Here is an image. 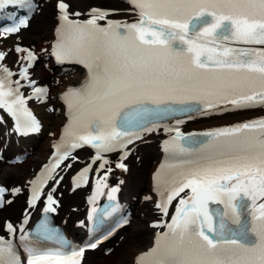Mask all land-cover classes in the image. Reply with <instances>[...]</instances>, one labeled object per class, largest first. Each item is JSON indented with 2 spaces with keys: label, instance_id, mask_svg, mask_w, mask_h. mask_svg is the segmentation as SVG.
Returning <instances> with one entry per match:
<instances>
[{
  "label": "snow or ice",
  "instance_id": "obj_1",
  "mask_svg": "<svg viewBox=\"0 0 264 264\" xmlns=\"http://www.w3.org/2000/svg\"><path fill=\"white\" fill-rule=\"evenodd\" d=\"M15 2L0 0V8ZM124 2L137 17L132 22L108 19L121 9L99 8L90 9L87 20H75L64 0L57 4L61 23L52 54L57 62L83 65L87 75L78 87L69 86L61 94L68 121L49 164L29 182L30 205L61 162L75 159V149H95L93 162L102 161L97 171L108 163L102 153L120 150L116 167L127 171L123 160L128 146L158 130L169 117L264 108V0ZM26 4L33 12L38 8L32 0ZM28 23L22 18L0 29V36L17 33ZM16 51L26 52L21 60L28 62L16 80V73L3 63L6 53L0 51V109L14 119L17 132H34L39 123L26 103L33 96L21 92V80L28 81L37 99L46 98L47 89L35 87L28 76L35 54L20 47ZM183 123L176 119L175 126L164 125L166 132L174 133L164 141L170 162L153 176L156 208L166 216L168 206L178 201L175 213L170 221L152 225L164 230L137 255L135 264H264V116L200 134L185 135L179 128ZM91 167L88 164L77 176L87 182ZM105 180L106 175L98 178L97 193L108 188ZM117 190L108 188L110 200ZM20 191L0 186V206L12 203L5 201V194ZM55 203L50 192L43 211L55 212ZM116 210L113 204L101 215ZM97 211L90 210L89 220ZM27 222L26 216L19 229L4 222L12 239L0 236V264H81L86 248L97 246L72 245L47 215L31 232L24 230ZM18 231L23 259L14 242ZM42 240L58 247H43Z\"/></svg>",
  "mask_w": 264,
  "mask_h": 264
},
{
  "label": "bare ground",
  "instance_id": "obj_2",
  "mask_svg": "<svg viewBox=\"0 0 264 264\" xmlns=\"http://www.w3.org/2000/svg\"><path fill=\"white\" fill-rule=\"evenodd\" d=\"M102 1L109 0H64V2L69 5V14L80 13L79 17L86 16L91 7L98 5ZM58 3L59 0H39V10L34 15L33 21L31 20V24L28 25V28L31 30L27 34L20 32L17 37L20 40H27L28 37L33 34L35 35L36 44L43 45V43H45L52 36V34H55V28L58 22L56 17ZM115 8H123V10L119 12L118 15H111L109 18L123 17V21L128 22H132L137 18L135 14H129L125 11V8H127L125 3L119 4V6H116ZM44 55L45 54H42V57H44ZM47 68L48 71L45 74H41L39 65H36L35 77L44 80L43 83H51L57 89V93L54 96L52 104L54 105L53 113H55L58 117L55 120V124L58 126L61 121L58 115H62L64 113L59 93L72 81L78 82L80 79V73L78 69L72 67L62 69L54 66L51 62L47 64ZM261 114H264V108L212 113L211 115H202L189 120L188 128H204L209 126L224 125ZM57 133L58 128L56 129L55 136H51L45 142L44 146L41 148V152L29 157L26 160L27 167L23 168L21 173L15 174L16 176L14 177L13 182L15 186H18L16 188H20L22 192L25 190V185L29 179L30 173L34 167L38 166L41 159L45 157L46 154L44 153H47L50 150L53 139L56 137ZM161 137L162 134L159 132H152L144 136V148L156 146V149L153 151L146 150L141 155L140 164L138 165L137 172L133 178L129 176L130 169H128L126 173L119 172V179H116L113 175L116 171L112 173L114 177L113 180L117 181L121 185L119 190L120 201L129 209H134L135 213L130 230L131 233L128 236L118 233L105 245L106 247L112 246L114 248L113 252L115 253V259L110 264H131L137 255L149 249L153 242L155 229L148 226V221L156 219L157 209L155 208L153 202L154 196L150 192V177L148 184L145 183V178L149 167L153 164L155 159L158 161V158L160 157L159 140ZM135 146L138 150L142 149V141H138ZM24 163L21 165H24ZM3 169L4 170L0 168V172L5 173V171H8L7 168ZM101 173L105 176V172L103 170ZM106 178L111 179L108 175H106ZM53 190L58 192L57 186ZM75 192H81L80 196L76 197L74 203L71 204L77 207L76 211L72 210L71 205L63 208L61 203L56 216V221L65 224L69 232L73 234H77L78 231H80V228L76 227L74 222L76 220V213L81 211V206L84 205L83 201L85 195L87 194L85 189H76L74 193ZM22 195L24 194H19L15 199H13V202L9 205V207L5 209L3 213H0V223L5 216H13L18 213L16 208H20L21 205H24V201L21 202ZM148 197H150V199H146ZM60 198L61 201L66 199L62 198L61 195ZM70 223L71 225L68 227V224ZM162 230L163 229H160V232ZM88 254L92 255V252L87 253V255Z\"/></svg>",
  "mask_w": 264,
  "mask_h": 264
},
{
  "label": "rangeland",
  "instance_id": "obj_3",
  "mask_svg": "<svg viewBox=\"0 0 264 264\" xmlns=\"http://www.w3.org/2000/svg\"><path fill=\"white\" fill-rule=\"evenodd\" d=\"M101 4H104V5H114L113 2H109V1H102L100 2ZM99 5V4H98ZM38 31V30H37ZM30 41L35 44L33 42V37L30 38ZM41 48H43L42 45H39ZM38 48V46H36ZM41 67V73H44L46 71V69L43 67V66H40ZM42 116H45L46 119H48L47 121L50 123V124H47L46 125L50 128V130L53 129V126L52 123L54 122L55 120V117L53 116H47L45 113H42ZM46 121V120H45ZM47 137V133L44 135V137L38 139V140H30L31 143L33 144H36L38 147H41L45 141V138ZM153 150V149H151ZM130 162L132 163V166H133V170H132V176L135 174L136 172V168H137V164L138 162H136L135 158L132 157L130 159ZM27 164H24V165H21V166H17L16 168V171H20L21 169L25 168ZM150 170L151 168H149L147 174H146V183L148 182V175L150 174ZM70 200H72L73 198H69ZM130 226L126 227L124 230H123V233H125L126 235H128L130 232ZM115 259V254L113 252L109 253L108 255H103L102 254V250H97L94 255L90 256L89 259L84 263V264H110L114 261Z\"/></svg>",
  "mask_w": 264,
  "mask_h": 264
}]
</instances>
